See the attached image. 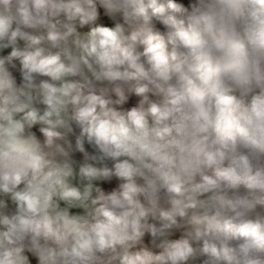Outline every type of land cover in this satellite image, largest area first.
Segmentation results:
<instances>
[{"label":"clouds","instance_id":"clouds-1","mask_svg":"<svg viewBox=\"0 0 264 264\" xmlns=\"http://www.w3.org/2000/svg\"><path fill=\"white\" fill-rule=\"evenodd\" d=\"M0 264H264V0H0Z\"/></svg>","mask_w":264,"mask_h":264}]
</instances>
